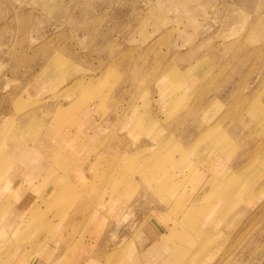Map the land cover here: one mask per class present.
I'll use <instances>...</instances> for the list:
<instances>
[{
    "label": "rangeland",
    "instance_id": "1",
    "mask_svg": "<svg viewBox=\"0 0 264 264\" xmlns=\"http://www.w3.org/2000/svg\"><path fill=\"white\" fill-rule=\"evenodd\" d=\"M263 97L264 0H0V180L24 144L47 162V180L91 156L97 170L107 154L124 187L153 152L159 163L138 185L147 207L191 182L172 177L183 150L204 141L217 187L206 185L190 219L177 206L165 214L179 231L167 244L187 248L174 264H264ZM123 186L109 192L116 203ZM185 227L198 232L180 241Z\"/></svg>",
    "mask_w": 264,
    "mask_h": 264
},
{
    "label": "crops",
    "instance_id": "2",
    "mask_svg": "<svg viewBox=\"0 0 264 264\" xmlns=\"http://www.w3.org/2000/svg\"><path fill=\"white\" fill-rule=\"evenodd\" d=\"M261 104L257 107V116L254 118L257 119L258 125L263 119L262 126H264V97ZM254 113L255 110L252 111V115ZM103 125L104 134L106 129L111 131L110 118L104 120ZM94 131L95 129L93 133ZM114 136L126 138L123 135H112L110 138ZM108 139L103 140V146ZM135 140L138 143V138ZM203 142L199 141L195 147L183 150L184 155L186 154L183 174L172 177L175 181H180L184 175L189 174L188 180L191 182H183L184 184L177 191L167 195L164 200L152 197L150 201L155 202L147 207L143 206L145 203L142 200L145 194L138 185H141L140 173L149 175L150 166L159 163L152 155L153 152L148 165L142 167L134 177H124V181L125 179L128 181L124 187V182L118 179L119 172L112 167L115 163V160H111L112 156H106L107 154L103 156L97 170H95V157L91 156L87 162H83L85 166H76V170L65 174L56 170L52 180H47L48 168L45 166L47 162L39 155H32L35 146L22 145L23 149L19 155L11 157L7 162L0 180L3 191L0 197V212H5L4 218L0 219V263L9 261L8 264H165L166 262L174 264L181 250L186 247L174 241L170 245L167 244L169 237L171 235L177 237L179 231L175 229L176 219L171 223L165 214L174 211L177 206L178 210L181 209V213L176 211L177 219H180L182 210H186L195 202L210 179L218 180L215 176L218 167L215 168L217 172L213 174L212 166L208 169L207 164L202 165L205 158L213 151L211 148L208 152L209 146ZM155 144L157 143H152L150 146ZM121 146L125 147L123 141ZM91 147L98 148L99 142L94 141ZM196 148L197 154H193L192 151ZM135 151L138 153V146ZM181 166L179 163L174 167V174L181 170ZM215 166L217 165L213 167ZM192 167H195L193 172L190 171ZM135 185L137 188L132 196ZM122 186L125 188L122 195L126 199L121 198L116 203V199L112 198L109 192L112 189H115L114 193L120 192ZM104 192L106 195L100 198ZM6 196L9 199L5 201ZM201 206L202 217L205 218L212 206L207 207L206 204ZM44 213L47 215L44 216ZM36 215L39 217L32 221L31 217ZM47 227L53 229L52 235L46 231ZM111 228H117V231L110 232ZM186 229L185 227L184 230H180L182 231L178 235L180 241ZM199 229L202 231L203 228L199 225ZM17 231L23 232L22 241H19L21 234L16 233ZM191 231L193 230L187 229L188 234L198 232V230ZM29 232L32 234L26 238L25 235ZM33 234L35 238L32 237ZM193 244L195 246L192 247L200 251L197 244L195 242ZM16 250L18 252L14 255Z\"/></svg>",
    "mask_w": 264,
    "mask_h": 264
},
{
    "label": "bare ground",
    "instance_id": "3",
    "mask_svg": "<svg viewBox=\"0 0 264 264\" xmlns=\"http://www.w3.org/2000/svg\"><path fill=\"white\" fill-rule=\"evenodd\" d=\"M109 119V118H108ZM257 154V153H256ZM116 155V154H115ZM119 155V154H118ZM31 158V157H30ZM152 175V174H151ZM151 177V176H150ZM210 182V181H209ZM217 181H214L213 183L212 182H210V183H207V189H205L206 191L208 190H211V189H214L215 187H217ZM209 186V187H208ZM215 202V201H214ZM194 203H192L188 208H187V210H185V211H187V214H188V218L190 219V217H191V214L193 213V209H195V207H194ZM218 207V206H217ZM201 208V207H200ZM215 209V208H214ZM218 210V209H217ZM201 212V211H200ZM185 221H186V219H185ZM172 228V227H171ZM165 243V242H164Z\"/></svg>",
    "mask_w": 264,
    "mask_h": 264
}]
</instances>
